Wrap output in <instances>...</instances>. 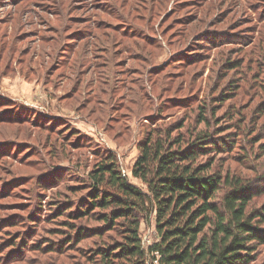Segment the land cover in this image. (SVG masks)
I'll return each mask as SVG.
<instances>
[{"label":"rangeland","instance_id":"obj_1","mask_svg":"<svg viewBox=\"0 0 264 264\" xmlns=\"http://www.w3.org/2000/svg\"><path fill=\"white\" fill-rule=\"evenodd\" d=\"M234 123L237 147L215 142L198 162L251 182L260 210L264 0H0V264H94L98 239L59 249L70 187L114 153L145 190L132 167L151 132ZM141 237L159 240L154 217ZM247 264H264V243Z\"/></svg>","mask_w":264,"mask_h":264},{"label":"trees","instance_id":"obj_2","mask_svg":"<svg viewBox=\"0 0 264 264\" xmlns=\"http://www.w3.org/2000/svg\"><path fill=\"white\" fill-rule=\"evenodd\" d=\"M201 121L211 125L203 114ZM238 127L175 138L183 125L151 132L132 167L145 190L129 180L116 154L101 157L86 180L70 187L77 198L59 200L56 214L63 226L55 233L66 241L60 251L92 237L100 241L94 264H147L148 258L153 264L250 263L256 243H264V205H252L260 191L247 195L251 182L216 172L214 162H198L215 142L221 150L237 147L231 130ZM247 129L240 125V131ZM153 217L159 240L146 249L141 224ZM55 246L51 241L47 251L55 252Z\"/></svg>","mask_w":264,"mask_h":264},{"label":"built area","instance_id":"obj_3","mask_svg":"<svg viewBox=\"0 0 264 264\" xmlns=\"http://www.w3.org/2000/svg\"><path fill=\"white\" fill-rule=\"evenodd\" d=\"M127 174V173H126Z\"/></svg>","mask_w":264,"mask_h":264}]
</instances>
